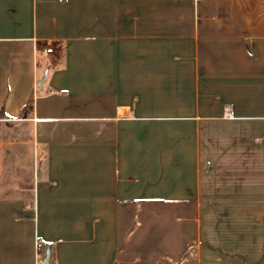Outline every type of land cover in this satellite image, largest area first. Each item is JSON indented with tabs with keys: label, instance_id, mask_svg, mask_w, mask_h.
Returning <instances> with one entry per match:
<instances>
[{
	"label": "crops",
	"instance_id": "1",
	"mask_svg": "<svg viewBox=\"0 0 264 264\" xmlns=\"http://www.w3.org/2000/svg\"><path fill=\"white\" fill-rule=\"evenodd\" d=\"M47 252L264 264V0H0V264Z\"/></svg>",
	"mask_w": 264,
	"mask_h": 264
},
{
	"label": "built area",
	"instance_id": "2",
	"mask_svg": "<svg viewBox=\"0 0 264 264\" xmlns=\"http://www.w3.org/2000/svg\"><path fill=\"white\" fill-rule=\"evenodd\" d=\"M52 50L51 46H45L41 51H43L44 53L50 52ZM40 248V244L37 243V250ZM37 261L40 263L41 261V254L40 252L37 253Z\"/></svg>",
	"mask_w": 264,
	"mask_h": 264
},
{
	"label": "water",
	"instance_id": "3",
	"mask_svg": "<svg viewBox=\"0 0 264 264\" xmlns=\"http://www.w3.org/2000/svg\"><path fill=\"white\" fill-rule=\"evenodd\" d=\"M42 264H49V253H46V257L43 259Z\"/></svg>",
	"mask_w": 264,
	"mask_h": 264
},
{
	"label": "rangeland",
	"instance_id": "4",
	"mask_svg": "<svg viewBox=\"0 0 264 264\" xmlns=\"http://www.w3.org/2000/svg\"><path fill=\"white\" fill-rule=\"evenodd\" d=\"M247 211V210H246Z\"/></svg>",
	"mask_w": 264,
	"mask_h": 264
}]
</instances>
